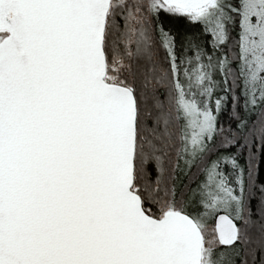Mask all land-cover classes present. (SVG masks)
<instances>
[{
	"label": "snow or ice",
	"instance_id": "snow-or-ice-1",
	"mask_svg": "<svg viewBox=\"0 0 264 264\" xmlns=\"http://www.w3.org/2000/svg\"><path fill=\"white\" fill-rule=\"evenodd\" d=\"M0 264H264V0H0Z\"/></svg>",
	"mask_w": 264,
	"mask_h": 264
}]
</instances>
